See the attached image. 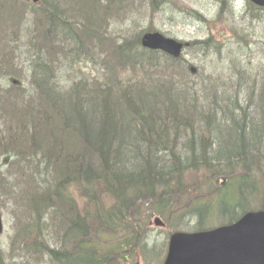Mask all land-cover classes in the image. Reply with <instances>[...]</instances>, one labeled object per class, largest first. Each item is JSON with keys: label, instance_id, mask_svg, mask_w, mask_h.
<instances>
[{"label": "trees", "instance_id": "trees-1", "mask_svg": "<svg viewBox=\"0 0 264 264\" xmlns=\"http://www.w3.org/2000/svg\"><path fill=\"white\" fill-rule=\"evenodd\" d=\"M147 4L178 10L171 0H0V70L10 82L0 88V196L11 191L26 222L13 263L122 264L141 251L162 264L165 250L147 248L154 217L204 232L264 211V67L223 59L233 44L246 52L260 42L237 29L232 45L190 43L222 58L219 73L145 49L143 32L114 38L109 23ZM23 28L29 86L7 75L21 76ZM84 61L100 63L103 78L64 80Z\"/></svg>", "mask_w": 264, "mask_h": 264}, {"label": "rangeland", "instance_id": "rangeland-1", "mask_svg": "<svg viewBox=\"0 0 264 264\" xmlns=\"http://www.w3.org/2000/svg\"><path fill=\"white\" fill-rule=\"evenodd\" d=\"M29 2L30 0H24ZM176 3L178 10H176L171 4L166 5V7L161 12L152 13L148 4L142 9L141 12H135L130 17H124L121 20H112L109 23V31L115 38V35H134L136 33L143 32L145 35L148 32H160L169 38L176 39L185 43H193L195 40H204L209 37L213 38L215 41L220 40H232L233 30L239 29L242 33H245L248 36L249 44L259 41L260 48L259 50L255 49V46H249L246 52L240 45L233 44V47L236 49V60L231 59L230 46L223 54V59L226 61V65L233 61L245 62L246 65L252 69L253 72H257L260 67H264V11H258L257 16L253 15V7L251 8L248 0H171ZM232 2H236L238 8V15L232 7ZM41 7V6H40ZM230 9H233L236 14L231 15ZM222 12V13H221ZM240 13H244L245 17L242 18ZM201 16V17H199ZM253 16V18H248ZM30 22V21H29ZM24 29V30H23ZM18 34L19 45L18 47V56L15 64L21 70V76L16 77L11 72L7 73L8 76L12 77L15 81L22 82L29 86V79L31 73V64L29 50V40L27 33H25V28H23ZM31 30L33 27L31 26ZM37 31L36 26L34 28ZM228 42L231 44V42ZM232 45V44H231ZM241 47V49H239ZM258 49V48H257ZM245 53V56H242L241 53ZM237 53L241 56H237ZM199 51L191 52L186 50L183 57L185 60H189L198 65L205 64L217 72H222V58L212 57V55L205 57L199 55ZM208 67V68H209ZM3 71L5 72V67L2 66ZM212 70V71H213ZM249 71V74L254 77V73ZM208 73H211L209 70ZM3 72L0 70V88L5 89L10 86V82L3 77ZM103 66L98 63L90 62H81L71 70V73L68 74L64 72L62 74L64 80H68L71 76L73 77H83V76H93L98 79L103 78ZM258 75V73H257ZM235 74H231V78H235ZM2 128V126L0 125ZM4 158H0V165L3 164ZM222 183V184H220ZM219 185L223 186L224 181L220 180ZM226 187V185H225ZM1 195V194H0ZM2 201H5V205L2 204ZM1 212L3 216L5 230L3 235L0 237V264H15L12 259L17 258L19 252V246L14 245V239L19 235L22 226L26 224L24 220H20V211H23L24 208L20 207V204L12 199V193L8 192L3 196H0ZM160 220L163 224L162 226H157L156 221ZM224 219L217 216L215 222H222ZM149 237L147 248L149 250L159 251L162 248L164 254L162 255L161 260L162 264L168 254V246L170 237L174 232L165 221L160 217H154L149 222ZM196 222H192L191 225H195ZM219 223H216L218 226ZM57 246V245H56ZM150 251V253H151ZM149 252V251H148ZM141 251H136L135 253H126L125 257L128 259H123L122 264H158V258L150 255H145ZM149 256V257H148ZM164 256V257H163ZM163 258V259H162ZM48 259V258H47ZM30 258L27 256H22L18 259L20 264H29ZM50 261V260H49ZM49 261L41 262L39 258L30 260V264H50Z\"/></svg>", "mask_w": 264, "mask_h": 264}, {"label": "water", "instance_id": "water-1", "mask_svg": "<svg viewBox=\"0 0 264 264\" xmlns=\"http://www.w3.org/2000/svg\"><path fill=\"white\" fill-rule=\"evenodd\" d=\"M250 1L264 8V0ZM142 44L176 59L188 46L159 32L145 34ZM156 223L157 226L163 225L160 220ZM4 230L0 204V236ZM164 264H264V212H250L233 225L210 231L172 234Z\"/></svg>", "mask_w": 264, "mask_h": 264}, {"label": "bare ground", "instance_id": "bare-ground-1", "mask_svg": "<svg viewBox=\"0 0 264 264\" xmlns=\"http://www.w3.org/2000/svg\"><path fill=\"white\" fill-rule=\"evenodd\" d=\"M261 46H258L257 48H256V50H259V48H260ZM237 49V48H236ZM236 49H235V47H231V53L232 54H235L236 53ZM233 58H235V57H233Z\"/></svg>", "mask_w": 264, "mask_h": 264}]
</instances>
